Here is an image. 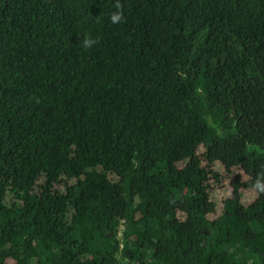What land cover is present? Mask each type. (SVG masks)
<instances>
[{
  "label": "trees",
  "instance_id": "trees-1",
  "mask_svg": "<svg viewBox=\"0 0 264 264\" xmlns=\"http://www.w3.org/2000/svg\"><path fill=\"white\" fill-rule=\"evenodd\" d=\"M262 188L264 0H0V264H264Z\"/></svg>",
  "mask_w": 264,
  "mask_h": 264
},
{
  "label": "clouds",
  "instance_id": "clouds-1",
  "mask_svg": "<svg viewBox=\"0 0 264 264\" xmlns=\"http://www.w3.org/2000/svg\"><path fill=\"white\" fill-rule=\"evenodd\" d=\"M116 7L118 9L120 8L119 3H117ZM121 19H122V13L121 12H116V13H113L111 15V21H112V23H118V22L121 21ZM83 43H84L85 46H91V44H93L94 41H92L91 39H85ZM257 186L260 187L259 184ZM262 190H264V188H262Z\"/></svg>",
  "mask_w": 264,
  "mask_h": 264
},
{
  "label": "rangeland",
  "instance_id": "rangeland-1",
  "mask_svg": "<svg viewBox=\"0 0 264 264\" xmlns=\"http://www.w3.org/2000/svg\"><path fill=\"white\" fill-rule=\"evenodd\" d=\"M214 199L217 201V203L219 204V198L216 196V195H214Z\"/></svg>",
  "mask_w": 264,
  "mask_h": 264
}]
</instances>
